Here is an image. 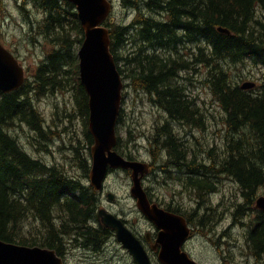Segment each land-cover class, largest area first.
Wrapping results in <instances>:
<instances>
[{
	"label": "trees",
	"instance_id": "1",
	"mask_svg": "<svg viewBox=\"0 0 264 264\" xmlns=\"http://www.w3.org/2000/svg\"><path fill=\"white\" fill-rule=\"evenodd\" d=\"M61 2L37 0L46 15L44 36L54 49L38 66L33 80L26 79L15 92H0V240L49 248L60 257L68 240L75 247L99 251L110 238L109 230L90 225L96 218L98 193L60 167L31 156L10 128L18 123L29 126L35 132L34 145L46 147L42 140L47 141L48 132L32 98L58 89L74 90L76 107L88 127L89 97L80 80L77 55L84 31L75 7L67 3L69 9H64ZM126 4L138 10L144 5L161 18L140 13L130 25L110 24L111 52L122 76L130 77L136 87L152 95L170 119L205 126L186 94L187 88L177 81L179 73L189 70L194 61L208 67L206 83L226 115L229 134L225 156L213 155L204 165L195 158L186 164V150L167 124L161 128L164 139L159 148L169 150L171 170L187 173L185 183L197 190L201 200L215 191L216 175L229 176L239 184L245 202L237 207L235 216L239 219L246 210L255 214L247 225L246 243L264 264V210L254 209L258 192L264 188V84L257 90H243L227 70L230 63L245 60L264 68V0H128ZM4 13L0 0V39ZM219 28L228 29L230 34ZM128 37H133L136 47L125 59L130 67L125 75L118 65V49ZM192 42L202 45L194 61L173 58L171 53L177 46ZM87 138L92 145L88 128ZM121 142L119 138L118 149ZM121 153L135 159L123 150ZM79 164L89 171L86 158H79ZM199 224L212 228V215L205 213Z\"/></svg>",
	"mask_w": 264,
	"mask_h": 264
},
{
	"label": "rangeland",
	"instance_id": "2",
	"mask_svg": "<svg viewBox=\"0 0 264 264\" xmlns=\"http://www.w3.org/2000/svg\"><path fill=\"white\" fill-rule=\"evenodd\" d=\"M5 6L2 20V36L0 42L10 50L25 69L26 78L33 80L38 66L54 45L44 36L46 21L45 10L38 7L37 0H2ZM64 9H69L66 1L61 0ZM114 8L111 24L130 25L140 13L146 16L161 18L158 13H152L142 5L140 10L128 6V0H111ZM66 2V3H65ZM71 10V9H70ZM133 37L119 47L121 59L118 65L124 69L125 75L130 70L125 59L134 51ZM198 44H181L171 54L173 58H186L194 61L198 55ZM80 47L77 50L79 54ZM163 51L161 50L160 53ZM170 52H166V55ZM79 59V55H78ZM227 70L232 80L241 86L245 82H254L259 89L264 84V68L245 60L229 64ZM129 75V74H128ZM177 81L187 88L186 94L192 104L200 110L205 126L192 125L174 126L177 140L185 141L184 145L190 154L198 156L200 164L209 163L213 155L225 156L227 151V136L225 113L216 101L209 84L206 83L208 67L202 62H192L189 70L179 73ZM123 103L121 121L117 126V135L122 139L123 152L136 160L157 161L159 168L165 167L167 154L159 148L162 138L161 128L166 125L172 129L170 116L159 106L152 95L144 89L136 87L130 77L124 78ZM33 104L40 112L44 127L48 132L47 141L42 140L46 147L34 145L35 132L25 124H15L10 128L21 146L31 155L49 165H56L70 177L75 178L86 186H90L89 172L92 166L91 146L87 138V128L75 104L74 90L48 91L42 95L33 96ZM46 148V149H45ZM78 149L79 157L76 159ZM79 158H86L89 171L79 164ZM169 159V157H168ZM191 159V158H190ZM197 159V158H196ZM82 161V160H81ZM157 171L160 175L152 174L144 187L150 189L156 198L164 204H171L196 221L199 228L196 239L190 244L193 257L200 264H263L251 254L246 234L248 224L255 217L250 211L239 219L235 216L237 207L244 204L243 192L239 184L226 175L214 176L215 191L206 193L203 200L199 199L196 189L185 184L187 173H169L166 168ZM131 175L122 170H111L105 182V190L101 196L102 209H110L120 217L133 221L139 217L135 209L136 203L131 196ZM91 187V186H90ZM107 193L116 196L115 202L107 197ZM264 196V188L258 192V197ZM99 200V199H98ZM99 206V204H98ZM97 206V208H98ZM99 209V208H98ZM205 213L212 215L213 227L200 226V218ZM64 261L65 264H135L130 255L122 250L120 244L112 236L101 250L89 249L77 251L71 240H68Z\"/></svg>",
	"mask_w": 264,
	"mask_h": 264
},
{
	"label": "water",
	"instance_id": "3",
	"mask_svg": "<svg viewBox=\"0 0 264 264\" xmlns=\"http://www.w3.org/2000/svg\"><path fill=\"white\" fill-rule=\"evenodd\" d=\"M65 1L75 6L84 31V41L78 55L80 80L89 97V133L94 140L89 172L91 187L98 192L102 191L109 170L130 171L131 196L137 208L162 229L159 236V243L163 246L159 255L161 264H199L181 250V244L190 234L186 220L151 203L149 199L143 182L150 173V165L143 161L129 160L116 150L124 83L111 52L110 29L104 26L111 15L113 4L109 0ZM219 31L230 34L228 29L219 28ZM25 81L24 67L0 42V92H15ZM255 87L254 82L241 85L243 90ZM114 198L113 194H109V200L113 201ZM255 209L264 210V196L256 200ZM98 219L105 227L116 232L117 241L129 252L135 264H152L140 241L120 218L101 209L98 211ZM0 264H64V261L55 250L49 248L28 247L0 240Z\"/></svg>",
	"mask_w": 264,
	"mask_h": 264
},
{
	"label": "flooded vegetation",
	"instance_id": "4",
	"mask_svg": "<svg viewBox=\"0 0 264 264\" xmlns=\"http://www.w3.org/2000/svg\"><path fill=\"white\" fill-rule=\"evenodd\" d=\"M106 24L108 25V22H106ZM191 44H195V42H192ZM196 108L198 109V113L196 114L197 116H199V115H201L200 114V110H199V108L196 106ZM164 109V108H163ZM164 111L166 112V110L164 109ZM167 113V112H166ZM169 122H170V124H171V127H172V132H173V135L176 137V139H177V136H176V133H175V128H174V126H177L178 128L179 127H181V125H187V122H185V121H180V120H175V119H169ZM192 126H194V125H192ZM194 127H196V126H194ZM179 142H180V144H181V146L182 147H184V149L186 150V164H188V162H190L191 160H194V158L196 159V162H197V160H199L198 159V156H195V155H193V154H190V152H189V149H187L186 147H185V145H184V142L185 141H183L181 138H180V140H178ZM165 150V152H166V154H167V163L165 164L166 166L164 167V168H166V170H168L169 171V173H170V171L173 173V174H175V175H177V173L176 172H178V171H172L171 170V166H172V164H170V165H168L169 163H168V153H169V150L168 149H164ZM191 158V159H190ZM157 161L155 162V161H152V160H150V163H149V165H150V175L149 176H152V174H155V175H160L161 173L160 172H158L157 173V171L159 170V169H161V168H163V167H161V168H159L158 166H157ZM198 163V162H197ZM198 164H200V163H198ZM168 167H170V168H168ZM163 168V169H164ZM179 173V172H178ZM148 176V177H149ZM148 177H145V179H144V182H145V180L148 178ZM186 185H187V183H185ZM145 188V187H144ZM145 190H146V192H147V194H148V196H149V199H150V201H151V203H156V204H158V206L160 207V208H163L164 210H167V212H170V213H172V214H175V215H179V216H181V217H183L186 221V224H187V226H188V228L190 229V234H189V236H188V238H187V240H185L181 245V250H182V252L184 251V253H187L188 254V256L192 259V260H194V261H196L197 263H199L194 257H193V255H192V252H191V247H190V244L191 243H193V241L196 239V237H197V233H198V231H199V228H196L195 227V224H196V221L194 220V219H192L191 217H189L188 215H183L182 213H180V212H178V211H175V209H178V208H176V207H173L171 204H164L163 202H161V200L159 199V198H156L155 196H154V194L152 193V191L150 190V189H146L145 188ZM106 192V190H105V187L103 188V190L102 191H100V192H98V198H99V200H98V202H97V206H98V204H99V206H98V208L96 209V211H95V215H96V218H95V220H92V221H90V225L92 226V227H94V228H96V229H98V228H101V229H103V230H109V233H110V237L112 236L113 238H115L116 239V232L114 231V230H112V229H109V228H107V227H105L100 221H99V219H98V211L99 210H101L102 209V206L100 205V201H101V196H103L104 195V193ZM109 194H111V193H107V197H108V199H109ZM115 196V195H114ZM115 199H116V196H115V198H114V200L113 201H111V203H114L115 202ZM133 201H135L134 199H133ZM135 203H136V201H135ZM105 210H107L108 212H110V213H112V214H114V215H116L117 217H119L122 221H123V223L125 224V226L133 233V235L140 241V243L142 244V246H143V248H144V250L147 252V254L149 255V257H150V259H151V262H152V264H161V262L159 261V255H160V253H161V251H162V248H163V246H162V244L161 243H159V236H160V232H161V230L162 229H160L154 222H152L151 220H149L145 215H143V213H141L140 212V210L137 208V205L135 206V209L137 210V214H138V216L139 217H137V218H134V220L133 221H129L128 219H126V218H123V217H120L119 216V214H117V213H113L110 209H107V208H104ZM180 210V209H179ZM182 212V211H181ZM181 240V239H180ZM179 240V241H180ZM178 241V242H179ZM121 246V248H122V250L123 251H125L128 255H130L129 254V252L126 250V249H124L123 248V246L122 245H120ZM66 250V249H65ZM75 250H77V251H86V250H89V248H82V247H78L77 246V248L75 249ZM91 250V249H90ZM65 252L66 251H64L63 252V254H62V259L64 260L65 259V257H66V255H67V253L65 254ZM131 256V255H130ZM131 258H132V256H131ZM133 259V258H132ZM134 261V260H133ZM135 263V262H134ZM200 264V263H199Z\"/></svg>",
	"mask_w": 264,
	"mask_h": 264
},
{
	"label": "bare ground",
	"instance_id": "5",
	"mask_svg": "<svg viewBox=\"0 0 264 264\" xmlns=\"http://www.w3.org/2000/svg\"><path fill=\"white\" fill-rule=\"evenodd\" d=\"M22 88V87H21ZM167 211V210H166ZM144 215V214H143ZM184 252V251H183Z\"/></svg>",
	"mask_w": 264,
	"mask_h": 264
}]
</instances>
